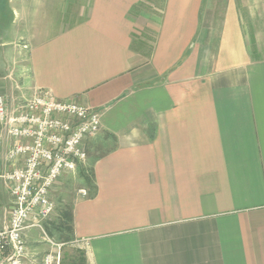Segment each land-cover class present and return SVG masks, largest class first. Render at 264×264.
Segmentation results:
<instances>
[{
    "label": "crops",
    "instance_id": "0c3cea01",
    "mask_svg": "<svg viewBox=\"0 0 264 264\" xmlns=\"http://www.w3.org/2000/svg\"><path fill=\"white\" fill-rule=\"evenodd\" d=\"M145 3L0 0V95L101 115L62 263L264 264V0Z\"/></svg>",
    "mask_w": 264,
    "mask_h": 264
},
{
    "label": "built area",
    "instance_id": "2783aa9c",
    "mask_svg": "<svg viewBox=\"0 0 264 264\" xmlns=\"http://www.w3.org/2000/svg\"><path fill=\"white\" fill-rule=\"evenodd\" d=\"M101 128V115L76 101L38 91L24 104L0 95V142L10 144L0 167V182L13 197L0 227V264H62L65 243L54 242L44 223L56 210L55 183L86 162L85 142ZM80 194L88 196L86 190ZM40 230L50 250L41 258L28 249L26 234ZM79 241H74L73 246Z\"/></svg>",
    "mask_w": 264,
    "mask_h": 264
},
{
    "label": "rangeland",
    "instance_id": "374dc122",
    "mask_svg": "<svg viewBox=\"0 0 264 264\" xmlns=\"http://www.w3.org/2000/svg\"><path fill=\"white\" fill-rule=\"evenodd\" d=\"M54 1V0H53ZM58 1L61 2V0H55L57 3ZM160 2L161 0H149V2L154 3L156 6H151L148 3H145L144 6L146 9H155V7L158 6L157 2ZM57 5V4H55ZM72 9L73 8H69ZM15 39L16 37H12ZM17 42V43H16ZM13 43L11 47H19L24 46L23 43H20L16 41ZM4 61V60H3ZM3 67H5V63L3 62ZM5 96V95H2ZM9 98L10 103L13 104V101L10 97L5 96ZM31 99V98H30ZM29 99V100H30ZM27 100V101H29ZM22 102L19 104L26 103ZM18 105V104H17ZM88 165V160L85 164H80L82 171L85 170V168ZM84 186V180L78 172H72V173H65L54 185L52 191H51V197L56 203V210L55 212L49 217L47 221L44 223V229L47 232L49 238H51L54 242L57 243H65L66 246L64 247V255L67 257H75L80 258L82 254L77 253L76 251H81L79 248H76L71 243V240L65 235V232L62 229V220H63V213L67 210H69V206L71 201L73 200V197L75 193ZM8 191V190H7ZM9 192V191H8ZM10 193V192H9ZM11 195V194H10ZM9 196V194H8ZM6 196V198L9 199V197ZM12 197V195H11ZM13 198V197H12ZM3 206L0 205V208ZM9 212V211H8ZM6 212L5 210L0 209V224H3V221L5 220ZM8 219V218H7ZM27 245L30 254L35 258H41L47 251L50 250L49 244L45 242L44 235L40 230H32L31 234L27 235ZM63 261V260H62ZM63 264V263H62Z\"/></svg>",
    "mask_w": 264,
    "mask_h": 264
},
{
    "label": "trees",
    "instance_id": "16d2710c",
    "mask_svg": "<svg viewBox=\"0 0 264 264\" xmlns=\"http://www.w3.org/2000/svg\"><path fill=\"white\" fill-rule=\"evenodd\" d=\"M62 229L65 232V234L66 233H68L69 235L72 234V213H71V211L67 210L63 213ZM67 237L71 240V236L69 237L67 235ZM80 259H81L80 260L81 263H83L84 258L82 257V255H81Z\"/></svg>",
    "mask_w": 264,
    "mask_h": 264
}]
</instances>
